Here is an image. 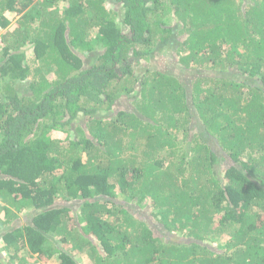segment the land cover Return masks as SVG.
<instances>
[{"label":"trees","instance_id":"trees-1","mask_svg":"<svg viewBox=\"0 0 264 264\" xmlns=\"http://www.w3.org/2000/svg\"><path fill=\"white\" fill-rule=\"evenodd\" d=\"M113 1L0 0V264H264V0Z\"/></svg>","mask_w":264,"mask_h":264},{"label":"rangeland","instance_id":"rangeland-1","mask_svg":"<svg viewBox=\"0 0 264 264\" xmlns=\"http://www.w3.org/2000/svg\"><path fill=\"white\" fill-rule=\"evenodd\" d=\"M106 6L108 7V9H113V10H117L118 6L116 5V3L113 0H106ZM9 17L11 18V25L9 26L8 29H0V58L2 57L4 48L3 46L5 45L3 42H1V36L2 34L7 35V33L11 32L13 33L15 31V29L18 26V20L20 18V15H14V14H10ZM30 53V52H29ZM157 60L158 62H153V63H145L142 64V66H137L136 68V72L139 75V77H142L143 74L147 71H152V70H161L163 72H170L171 75H176L177 77H179L183 82H187L189 83L192 79V77H189L186 75V73H184L182 70L180 71H176L175 69V63L174 60L172 58V52L171 51H165L163 53H160V55L157 56ZM2 63L0 62V68H1ZM0 76H1V72H0ZM123 105L124 107L129 106L127 100L123 101ZM120 109H123V107H121ZM133 204H135L134 202H131ZM130 201H127L126 203V207L129 209V205ZM132 204V205H133ZM5 206V203L1 204L0 206V227L2 225V223L5 221V213L3 212L4 210H2L1 207ZM137 208L133 205V207L130 209V211L133 214H136V210ZM149 208L139 211V217H143L145 221H149L151 222L150 216H149ZM30 211H27L25 213H21L19 214V219L18 222L16 221L15 223L11 224L10 226L4 228L3 230L0 229V236L4 234V231L10 229V228H15L17 227L20 223H28V218L30 219V217L32 216L33 213H29ZM148 222V223H149ZM150 224V223H149ZM22 225V224H21ZM151 225V224H150ZM152 229L155 231V235L158 236L159 232L155 229V227L153 225H151ZM0 253L4 254L3 251V244L0 243ZM87 254H81L78 256L81 264H91L92 260L90 258H87L86 256ZM19 256L21 257H28V254L26 252V250L22 251L21 253H19ZM37 256H35L36 258ZM53 261H57V256H55V259ZM52 264H57L56 262H52Z\"/></svg>","mask_w":264,"mask_h":264}]
</instances>
